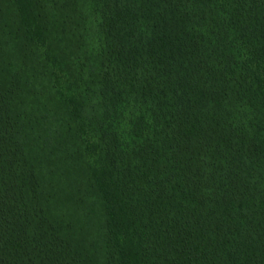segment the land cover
<instances>
[{
    "label": "trees",
    "instance_id": "16d2710c",
    "mask_svg": "<svg viewBox=\"0 0 264 264\" xmlns=\"http://www.w3.org/2000/svg\"><path fill=\"white\" fill-rule=\"evenodd\" d=\"M0 264H264V0H0Z\"/></svg>",
    "mask_w": 264,
    "mask_h": 264
},
{
    "label": "rangeland",
    "instance_id": "374dc122",
    "mask_svg": "<svg viewBox=\"0 0 264 264\" xmlns=\"http://www.w3.org/2000/svg\"><path fill=\"white\" fill-rule=\"evenodd\" d=\"M83 212H84V210L80 211V215H79V216H81V215L83 214ZM79 218H80V217H79Z\"/></svg>",
    "mask_w": 264,
    "mask_h": 264
}]
</instances>
